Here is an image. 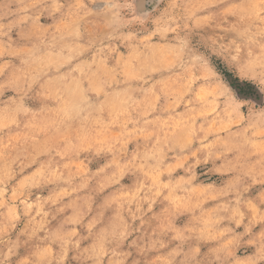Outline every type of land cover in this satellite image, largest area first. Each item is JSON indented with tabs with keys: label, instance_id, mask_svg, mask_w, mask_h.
<instances>
[{
	"label": "rangeland",
	"instance_id": "1",
	"mask_svg": "<svg viewBox=\"0 0 264 264\" xmlns=\"http://www.w3.org/2000/svg\"><path fill=\"white\" fill-rule=\"evenodd\" d=\"M0 264H264V0H0Z\"/></svg>",
	"mask_w": 264,
	"mask_h": 264
}]
</instances>
